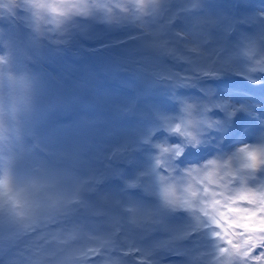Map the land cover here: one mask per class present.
<instances>
[{
    "label": "rangeland",
    "instance_id": "obj_1",
    "mask_svg": "<svg viewBox=\"0 0 264 264\" xmlns=\"http://www.w3.org/2000/svg\"><path fill=\"white\" fill-rule=\"evenodd\" d=\"M126 1L129 0H48L40 8L49 18L40 19L35 27L28 23L27 29L16 19L8 31L3 27L6 18L0 20V61L6 63L10 79L6 85L0 84V177H6L11 193L19 195L21 187H29L26 191L34 196L29 199L32 205L26 206V215L29 219L44 215L41 221L47 224L46 229L25 239L18 237L21 225L5 239L0 235V240L4 239L0 243V264H85L86 259L78 263L77 253L87 254L86 246L101 243L106 245L105 256L118 264H198L200 251L205 253L202 264H210L214 256L221 254L223 241L212 234L216 228H211L202 230L193 242H179L189 228L212 221L201 211L203 201H194L187 216L171 212L180 203L173 205L163 199L162 188L168 185L160 184L157 173L167 171L157 165L159 153L170 162L173 176L186 181L184 187L191 183L188 177L193 169H207L209 174L202 177L193 173L197 182L202 178L212 180L216 173L223 178L224 173L235 171L230 180L235 183L231 193L239 192L250 198L249 203L264 207V92L255 94L237 86L216 88L215 100L227 102L228 108H235L237 113L235 118L216 115L224 126L222 134L225 132L218 140L210 137L212 131L208 130L206 137L198 133V144L184 150V145L173 142L175 135L160 133L147 148L143 140L162 128L168 129L161 117H172L175 124L184 115L181 109L185 102L196 105L194 114L199 116L200 106L209 101L200 93L178 97L180 108L164 101L154 106L153 102L136 100L135 85L136 93L147 96L148 92H157V77H166L175 70L173 58L162 62L160 51L136 57L135 46L127 42L139 28L149 42L177 43L179 35L186 40L180 41L182 47L207 34L202 48L211 53L208 57L215 56L221 64L228 61L232 67L235 64L239 70L247 71L253 64L244 55L246 46L256 41L264 50V7L248 15L250 23L257 15L262 18L258 23L229 37L227 30L240 12L234 2L161 0L158 6L157 0H147L152 6L141 10L139 0ZM97 2L109 7L67 15L59 12L60 5ZM25 4L26 0H21L19 6ZM0 6L15 13L12 0H0ZM53 8L58 11L53 12ZM179 9L182 21H171ZM20 13L25 21V9ZM1 15L0 7V18ZM119 41L126 43L118 49L112 43ZM92 48L104 50L94 56ZM30 49L36 52L30 53ZM57 51L63 54L55 56ZM122 68L143 79L136 82L131 74L123 75ZM256 73H249L251 79L264 81L261 74L253 77ZM115 80L125 88L110 86L109 82ZM127 115L129 119H125ZM132 115L134 118H130ZM236 138L240 144H236ZM158 145H180L183 152L171 155L172 152H161ZM242 146L246 151L238 155ZM210 161H215L214 167H209ZM153 165H157L155 172L151 171ZM139 177H143V188L130 184ZM54 190L58 198L74 204L84 200L85 209H75L72 222L56 224L54 215H46L52 207L45 198ZM171 193L178 197L174 187ZM132 206L138 213L129 211ZM102 211L106 216L97 217L96 213ZM221 218L226 219L222 214ZM117 221L122 237L114 243L112 232ZM262 224L264 217L249 218L245 231L253 233V225ZM44 236L52 241L51 247L37 255L36 244ZM15 238L17 248L11 249ZM230 238H236V244L243 249L257 243L252 240L256 238L254 233L242 240ZM167 244L169 247L163 249ZM133 246L136 248L126 256L124 250ZM261 251L264 249L259 246L254 250L256 254ZM104 258L91 260L93 264H109ZM226 260L220 257L215 263L225 264Z\"/></svg>",
    "mask_w": 264,
    "mask_h": 264
},
{
    "label": "snow or ice",
    "instance_id": "obj_2",
    "mask_svg": "<svg viewBox=\"0 0 264 264\" xmlns=\"http://www.w3.org/2000/svg\"><path fill=\"white\" fill-rule=\"evenodd\" d=\"M141 10H144L148 7H151V3L147 0H139L137 5ZM109 6L104 3H93V4H81V3H68L60 5L62 11H59L63 15H67L73 11L87 12L91 8H108ZM116 7H122L117 4ZM53 12L58 11L57 8L52 9ZM208 40L207 34H204V38L196 40L191 43H185L182 48L178 49L176 47L169 48L168 42L164 41L156 47L162 49L163 51L172 54L179 61L187 62L189 65V70L187 71H176L169 74V78H175L178 83H191L200 76L204 77H217L220 75V72L216 66V57L213 56L212 59H208V56L211 53L204 51L202 44L206 43ZM261 41H264V37H261ZM244 55L253 58V53L259 52L260 59H255L253 65L247 69V71L238 72V74L247 76L249 79V73L255 72L257 70L264 71V50L261 49L260 45L256 41L250 42L246 48L243 50ZM230 66L229 62L225 61L220 67ZM235 70V69H233ZM254 83H260L259 80H253ZM207 94L212 95L211 90H208ZM196 105L184 103L182 111L183 116L180 117L179 122L173 124L172 117H161L164 120L165 125L169 131L179 133L183 137L188 138V142L192 144H198L199 138L198 133L203 131V126L212 128L215 126L217 121L211 119L207 113L213 109L218 108L226 111L229 116L234 115L236 109L228 108L227 102L219 101H209L205 102L200 106V115L197 116L194 114ZM161 149V152H172L175 156H180L183 152V148L180 145H173L164 147L163 145H158ZM250 147L252 145H249ZM245 148L242 146L239 149L238 155L245 153ZM157 165L162 159L157 157ZM165 165L169 171H172L170 162L164 160ZM157 165H153L151 169L152 172L156 171ZM215 161L209 162V167H214ZM196 173L197 176L206 177L208 176L207 169L201 170L199 168L193 169L190 176ZM158 180L160 184H164L165 177L159 176L157 173ZM231 176L227 173H224L223 178L221 173H216L212 180L207 178H202L199 182L194 178L191 183L186 188V194L183 197H173L171 193V188L173 187L170 184L162 188V195L165 202L170 204L180 203L183 206L191 207L194 201L199 202L203 201L200 204L201 211L204 216H207L212 223L215 225L216 230L212 233L216 238L223 241V246L219 248V252L223 256L227 257L225 264H228V261H231L235 258H242L243 264H264V251H261L259 254H256L254 250L259 246L261 249H264V239H261L259 243L249 244L245 249H243V255L239 256L235 252L233 245H235L238 240L244 239L248 235H253V233L245 231L244 225L247 223L249 218L255 217H264V207H259L258 205L251 204L248 202V199L243 195L238 193H231L228 189V182ZM214 181V182H213ZM134 185L135 182H130ZM9 190V184L6 177H0V193L7 194ZM19 203V201H15ZM129 211L136 214L138 209L135 206L129 208ZM221 214L224 218H221ZM136 217L134 216V222ZM231 223V227H229ZM264 235V233H262ZM96 256V255H95ZM104 260H107L109 264H118L116 260L111 257L105 256Z\"/></svg>",
    "mask_w": 264,
    "mask_h": 264
},
{
    "label": "trees",
    "instance_id": "obj_3",
    "mask_svg": "<svg viewBox=\"0 0 264 264\" xmlns=\"http://www.w3.org/2000/svg\"><path fill=\"white\" fill-rule=\"evenodd\" d=\"M15 6V13L11 14L9 12H7L2 6L1 7V18L0 20H3L2 18H6V21L3 23V27L6 26V30L9 31V27H11L12 24V20H17L18 23L22 24L23 27L28 26L29 25L35 27L38 26L40 23L38 21L39 17L41 16V14H43L41 16V19H47L46 14L45 13H40L39 16L36 13V10L38 9V7L36 6V2L34 1L33 4L31 3V6L28 7L26 4L25 6H19L21 0H12ZM39 3H43L45 1L48 0H37ZM131 1V2H129ZM126 1L128 3H132V1L134 0H129ZM30 3V2H29ZM36 4V5H34ZM25 9V12L27 14V17L25 19V21H23L22 15H21V11H23ZM181 12V9L179 10ZM2 22V21H1ZM3 27H0V29H3ZM26 29H24L26 31ZM20 35V34H19ZM24 35L22 34V37ZM145 36L142 34L141 30L136 31V35L134 36V38H132L130 41H128V43H131L135 46V49L137 50L136 56H141V55H145L147 54V52H152V51H160V53L164 56V60H162V62H165L167 60L168 54L163 51L162 49L156 47L155 45H159L161 44V42L159 41H153V42H149L146 41ZM122 45L119 44L118 46H116V48L121 47ZM168 47L169 48H182V43L181 42H177L174 43L173 41H168ZM119 49V48H118ZM139 52H141V54H138ZM90 54V53H88ZM170 54V53H169ZM173 58V69L176 71H187L189 70V65L187 64V62H183V61H179L175 56H173L172 54H170ZM212 59V58H211ZM218 64L216 63V66ZM220 65V64H219ZM217 68H219L217 66ZM174 72V71H171ZM168 73L167 77H163L162 79L159 78V82L155 83V91L157 92H161V96H162V100L166 101V100H171L172 98L170 97V95H176L178 93V86L177 85V81L175 78H169V74ZM139 80H142L143 77L138 76ZM204 76H200L197 79H195L193 82L188 83L191 84L192 86H198L200 88L205 87V82L201 81L203 79ZM138 80V81H139ZM201 81V82H200ZM161 100V99H158ZM42 189V194H43V190ZM32 196H34V194H31ZM30 194H28V192L26 191V189H23L21 193H19V195L14 194V193H7V194H3L0 193V197H2V199H0V235L4 234L5 231L10 230V229H17L19 225L22 226V229L20 230L19 234L21 237H23L24 233H22L23 229H30V225H34V219H29L23 212V208L24 206L28 204L29 199L31 197ZM6 196L7 198L4 199L3 197ZM43 198H45V196H43ZM19 201V203L15 202V201ZM49 201V203L51 204V210H50V214L54 215V219L57 222H71L73 221V213L76 212V207L75 205H73L70 201L68 200H64L63 198H58L56 196V192H54L53 194H51L50 197H48L47 199ZM67 203V204H66ZM77 205V204H76ZM70 206V207H69ZM62 208L64 209V211L62 210ZM40 220V219H39ZM76 220V219H75ZM18 240V238H16L10 248L11 249H16L17 245H16V241ZM38 247H36V253L38 255V252L44 249H49L51 247V243H46V239L42 238L41 241H39L36 244ZM46 249V250H47ZM47 257V256H46Z\"/></svg>",
    "mask_w": 264,
    "mask_h": 264
},
{
    "label": "clouds",
    "instance_id": "obj_4",
    "mask_svg": "<svg viewBox=\"0 0 264 264\" xmlns=\"http://www.w3.org/2000/svg\"><path fill=\"white\" fill-rule=\"evenodd\" d=\"M102 2H107V0H102ZM160 3H161V0H157L158 6ZM9 80L10 79H9L8 69L6 67V63L0 61V84L6 85L9 82ZM164 160L165 159L162 158L161 163L158 166L165 168L167 171V174H165L164 172H161V173H158V175L165 177L164 184L172 185L175 188V191H176L178 197H183L186 194L185 190L187 187L183 186V184L186 183V181H182L179 178L174 177L172 174V171H169L167 166L165 165ZM188 179L190 181H192L194 179L193 175L189 176ZM3 198L6 199L7 197L4 196Z\"/></svg>",
    "mask_w": 264,
    "mask_h": 264
}]
</instances>
